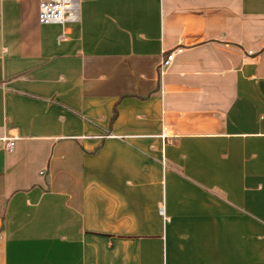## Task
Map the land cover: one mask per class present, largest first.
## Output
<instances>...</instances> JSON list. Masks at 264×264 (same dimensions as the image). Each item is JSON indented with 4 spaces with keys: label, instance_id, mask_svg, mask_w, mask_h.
Instances as JSON below:
<instances>
[{
    "label": "crops",
    "instance_id": "crops-1",
    "mask_svg": "<svg viewBox=\"0 0 264 264\" xmlns=\"http://www.w3.org/2000/svg\"><path fill=\"white\" fill-rule=\"evenodd\" d=\"M39 1L0 0V264H264V0H80L67 40Z\"/></svg>",
    "mask_w": 264,
    "mask_h": 264
},
{
    "label": "built area",
    "instance_id": "built-area-1",
    "mask_svg": "<svg viewBox=\"0 0 264 264\" xmlns=\"http://www.w3.org/2000/svg\"><path fill=\"white\" fill-rule=\"evenodd\" d=\"M38 18L42 24H60L62 32L59 38L60 40H67L73 34V24L80 21V0H40ZM174 57L175 53L170 52L160 67L168 66ZM14 144V138H9L6 148L12 151ZM161 212H163L162 208Z\"/></svg>",
    "mask_w": 264,
    "mask_h": 264
}]
</instances>
